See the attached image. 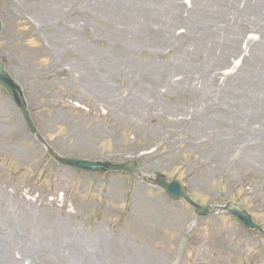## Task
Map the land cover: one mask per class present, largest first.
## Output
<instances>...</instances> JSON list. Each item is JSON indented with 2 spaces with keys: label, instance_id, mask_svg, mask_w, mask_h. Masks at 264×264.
<instances>
[{
  "label": "rangeland",
  "instance_id": "obj_1",
  "mask_svg": "<svg viewBox=\"0 0 264 264\" xmlns=\"http://www.w3.org/2000/svg\"><path fill=\"white\" fill-rule=\"evenodd\" d=\"M0 20L46 143L0 87V264H264V235L145 182L264 228V0H0Z\"/></svg>",
  "mask_w": 264,
  "mask_h": 264
},
{
  "label": "water",
  "instance_id": "obj_2",
  "mask_svg": "<svg viewBox=\"0 0 264 264\" xmlns=\"http://www.w3.org/2000/svg\"><path fill=\"white\" fill-rule=\"evenodd\" d=\"M2 29V24L0 21V32ZM0 85L9 93L11 98L13 99L16 106L21 110L23 117L31 130V132L42 141L40 136L37 134V130L35 129L31 119L29 112L27 110V104L22 93L21 88L16 85L8 73L5 71L4 65L0 62ZM49 154L61 165L65 167H70L74 169H79L85 172H93V173H105L109 171H129L130 173H134L133 170L129 168V164L127 165H113L109 162L101 163V162H89L85 160H74L71 158H62L58 157L52 150L48 149ZM156 185L164 189L174 200L184 199L190 205H192L198 212L200 216H207L209 215L208 208H203L198 204L194 203L189 197H187L180 185L177 182L167 183L165 178L161 175H158L156 180L154 181ZM226 211L229 212L235 219V221L243 225L247 230H257L264 234V231L260 226L254 224L253 218L249 215L246 208L242 205L235 204V203H228L226 207H218L215 208L214 213L216 212Z\"/></svg>",
  "mask_w": 264,
  "mask_h": 264
},
{
  "label": "bare ground",
  "instance_id": "obj_3",
  "mask_svg": "<svg viewBox=\"0 0 264 264\" xmlns=\"http://www.w3.org/2000/svg\"><path fill=\"white\" fill-rule=\"evenodd\" d=\"M159 264H161V263H159Z\"/></svg>",
  "mask_w": 264,
  "mask_h": 264
}]
</instances>
